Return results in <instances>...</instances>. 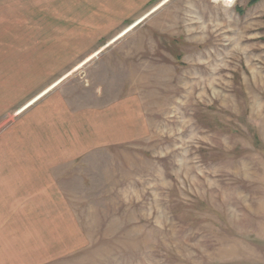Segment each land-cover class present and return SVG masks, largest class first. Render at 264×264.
<instances>
[{
  "label": "rangeland",
  "instance_id": "374dc122",
  "mask_svg": "<svg viewBox=\"0 0 264 264\" xmlns=\"http://www.w3.org/2000/svg\"><path fill=\"white\" fill-rule=\"evenodd\" d=\"M59 1L0 3V264H264V0Z\"/></svg>",
  "mask_w": 264,
  "mask_h": 264
},
{
  "label": "crops",
  "instance_id": "0c3cea01",
  "mask_svg": "<svg viewBox=\"0 0 264 264\" xmlns=\"http://www.w3.org/2000/svg\"><path fill=\"white\" fill-rule=\"evenodd\" d=\"M4 0H0V3L1 2H3ZM61 2V1H59V0H51V2L52 3H54V2ZM65 1V0H64ZM14 2H19V0H14ZM31 10H33V9H31ZM47 89V88H46ZM44 91V90H43ZM42 91V92H43ZM50 90H48V91H46L41 97H43L44 95H46L48 92H49ZM41 93V92H40ZM39 93V94H40ZM41 97H39L38 99H40ZM38 99H36V100H38ZM33 104V103H32ZM31 105V104H30ZM27 107V106H26ZM22 110H23V107L21 108ZM22 110H20L21 112H22ZM19 111V112H20ZM18 164H21V162H23V161H20V160H18ZM50 161H49V159H27V161H24V163H23V165H22V167L23 168H26V166H27V164L28 163H37V164H39V163H49ZM21 171V172H18V171ZM8 171H10V169L8 170ZM9 173V172H8ZM14 173L16 174V177L15 178H17V179H24L27 175H23V174H27V172H22V169H17V171L15 170L14 171ZM1 179V178H0ZM3 179V178H2ZM48 195H52L51 193L49 194L48 193ZM53 195L55 196V193H53ZM52 195V196H53ZM50 200V199H49ZM49 203H51V209L49 208V210L50 211H53V212H57V213H61V211L63 210L62 208H65L62 204L61 205H58V203H56V202H54L53 200H50V201H48ZM56 205V206H55ZM47 210H48V208H47ZM48 210V211H49ZM58 218V217H57ZM3 240H5V239H3ZM10 242H15V240H11ZM0 257H1V255H0Z\"/></svg>",
  "mask_w": 264,
  "mask_h": 264
},
{
  "label": "trees",
  "instance_id": "16d2710c",
  "mask_svg": "<svg viewBox=\"0 0 264 264\" xmlns=\"http://www.w3.org/2000/svg\"><path fill=\"white\" fill-rule=\"evenodd\" d=\"M258 1H260V0H250L249 4H254V3H257Z\"/></svg>",
  "mask_w": 264,
  "mask_h": 264
}]
</instances>
